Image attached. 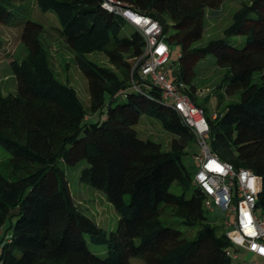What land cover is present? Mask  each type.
Returning <instances> with one entry per match:
<instances>
[{"label":"trees","instance_id":"obj_1","mask_svg":"<svg viewBox=\"0 0 264 264\" xmlns=\"http://www.w3.org/2000/svg\"><path fill=\"white\" fill-rule=\"evenodd\" d=\"M120 1L157 20L169 49L178 46V68L167 78L181 82V91L195 104L197 62L212 57L226 68L212 90L214 117L197 104L207 120V147L218 159L260 178L255 203L264 216V0H248L234 11L223 36L203 46L193 44L203 33L205 8L219 0ZM101 3L35 0L39 10L55 15L58 36L75 52V65L87 80V109L97 114L93 120L85 118L75 90L54 76L37 38L39 24L22 23L27 51L8 62L15 94L0 93V146L9 154V178L0 174V230L14 217L5 227L9 233L0 237V264H128L130 256L146 264H229L225 232L217 233L207 221L203 194L181 162L193 134L156 87H130L129 69L141 53L142 39L133 29L120 35L123 20ZM13 8L10 0H0V24L18 19ZM234 36L243 37L241 47L228 40ZM91 52H103L112 67L88 60L85 54ZM234 94L237 100L218 109L224 95ZM141 114L174 135L166 150L136 135L132 126ZM80 159L86 166L78 182L101 191L118 215L108 233L72 202L60 164L72 166ZM173 183L179 194L170 192ZM167 209L180 224L195 229L192 238L161 218ZM85 238L104 245L105 254L91 252Z\"/></svg>","mask_w":264,"mask_h":264},{"label":"rangeland","instance_id":"obj_2","mask_svg":"<svg viewBox=\"0 0 264 264\" xmlns=\"http://www.w3.org/2000/svg\"><path fill=\"white\" fill-rule=\"evenodd\" d=\"M10 1L13 4V11L17 14L18 19H14V21L9 24H0V93L2 95L15 94L16 81L8 68V62L11 59L19 60L26 53L27 47L21 40L20 33L23 21L31 20L39 24L40 29L38 33H36L37 38L40 40L42 48L46 52L48 64L54 76L59 81L69 84L75 90L79 101L86 109L85 118L87 120L95 119L97 114H93L87 109L89 104L87 80L75 65V52L62 41L55 30V28L59 26L55 15L49 11L43 12L39 10L35 4V0ZM247 1L248 0H219L214 7L205 8L203 33L200 39L193 45L203 46L210 39L222 37V30L230 23L234 11ZM131 31L132 27L127 22L122 21L120 35L128 36ZM228 40L235 47H241L243 44V37L241 36L230 37ZM177 56L178 46H170L169 57L164 65V69L167 71L168 75L172 70L178 68ZM85 57L97 65L109 68L112 67L103 52L87 53ZM225 72L226 68L216 65L212 57H206L197 62L194 67L192 83L195 86V101L197 104L204 106L207 115H211L217 111V100L212 90L215 85L221 81ZM253 81H257L256 75L253 76ZM218 92L224 94L222 89ZM104 98L106 103L107 96L105 95ZM237 99L238 94L231 96L224 95L218 109H222L227 102ZM121 100L120 96L116 98V101ZM132 127L139 138L149 139L159 143L161 150H166L171 138L174 137L172 133L162 129L158 120L145 114H141L137 123ZM199 154L200 149L195 140L188 142L184 147V154L181 156V162L191 177L198 168L195 157L199 156ZM8 157V152L0 146V174L5 178H7L5 175L8 170L6 168ZM60 166L65 175L69 193L76 209L92 220L106 233L114 230L118 215L112 205L107 202L104 194L89 185L79 183L77 180L80 169L86 166L85 159H80L72 166L65 164H60ZM169 190L173 194L180 193V188L175 183L171 184ZM222 215L223 213L218 209H215L212 213L206 214L207 221L215 226L217 233L225 232V228L222 225ZM161 218L179 229L184 237L189 239L194 236L195 229L187 228L180 224L177 218L170 215L169 209L166 210L164 217L162 216ZM227 219L231 220L232 215L227 217ZM13 221L14 217L5 221L3 228L0 230V237L3 232L9 233V230H6L5 227L8 226L9 223H13ZM85 240L91 252L98 256H103L105 254L106 249L104 245L92 244L87 238H85ZM230 252H234L232 248H230ZM235 254L236 257L230 258L229 264H263L260 258L242 249L235 251ZM127 261L128 264H146L139 256H130Z\"/></svg>","mask_w":264,"mask_h":264},{"label":"built area","instance_id":"obj_3","mask_svg":"<svg viewBox=\"0 0 264 264\" xmlns=\"http://www.w3.org/2000/svg\"><path fill=\"white\" fill-rule=\"evenodd\" d=\"M101 5L127 22L142 39L141 53L130 65V87L136 91L140 87H156L161 100L171 106L193 134L200 154L195 157L198 168L191 183L203 194L202 206L208 213L215 209L223 213L222 225L229 241L226 254L234 258L235 251L231 253L230 248L242 249L260 258L264 264V216L255 203L260 178L251 170L235 168L209 151L206 143L208 125L202 108L181 91V82L173 83L167 78L164 65L170 49L157 20L134 12L120 0H102ZM230 215L232 219L228 220Z\"/></svg>","mask_w":264,"mask_h":264}]
</instances>
